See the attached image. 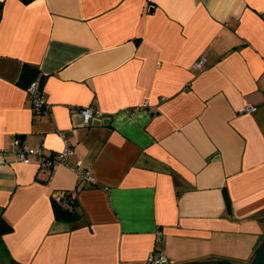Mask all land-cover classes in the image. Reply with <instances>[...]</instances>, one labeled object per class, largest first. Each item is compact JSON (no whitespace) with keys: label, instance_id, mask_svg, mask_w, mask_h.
<instances>
[{"label":"crops","instance_id":"crops-1","mask_svg":"<svg viewBox=\"0 0 264 264\" xmlns=\"http://www.w3.org/2000/svg\"><path fill=\"white\" fill-rule=\"evenodd\" d=\"M0 2V264H252L264 243V0ZM25 66L45 78L47 114L33 111ZM89 107L110 124L87 125ZM17 140L50 157L69 146L93 186L63 164L17 162ZM66 192L77 222L55 216Z\"/></svg>","mask_w":264,"mask_h":264},{"label":"built area","instance_id":"built-area-1","mask_svg":"<svg viewBox=\"0 0 264 264\" xmlns=\"http://www.w3.org/2000/svg\"><path fill=\"white\" fill-rule=\"evenodd\" d=\"M206 66L205 60H201L197 63L196 67L199 70H203ZM27 93L32 101L33 111L35 113H49V106L46 102L45 95L43 93V89L41 88V84L38 80L33 81L27 87ZM142 108H148V104H144ZM256 108H245L244 113H253L256 112ZM81 116L85 120L87 125H93L94 120H103L107 118L101 112L93 107H89L86 109H82L80 111ZM13 150L16 156V161L25 165L31 164L33 161H36L40 167L51 169L55 166L56 163L66 165L73 169L78 177V186L82 188H90L93 186L92 175L88 170L83 169L81 166L71 167L68 163V158L74 154V151L69 146L55 156H46L42 149H27L25 148L20 141H15ZM63 194H58L54 198L61 202L63 199ZM162 234L159 233L157 235L158 241H161ZM144 264H173L171 260H169L163 254H153L150 256Z\"/></svg>","mask_w":264,"mask_h":264},{"label":"trees","instance_id":"trees-1","mask_svg":"<svg viewBox=\"0 0 264 264\" xmlns=\"http://www.w3.org/2000/svg\"><path fill=\"white\" fill-rule=\"evenodd\" d=\"M24 3L28 4L32 2L33 0H22ZM2 9H3V3L0 2V21L2 18ZM39 77L38 70L30 68L28 66L24 67L23 73L20 78L21 84L27 88L34 80H36ZM41 84V88L44 85L45 78L41 77L39 80ZM64 197L61 200V202H58L55 198H53V204H54V210H55V216L57 219L65 222V223H73L77 222L82 218V213L80 212L78 208V202L77 199L74 198L73 193L66 192L63 193ZM7 223L5 220H3L0 217V234L5 232V228L7 227Z\"/></svg>","mask_w":264,"mask_h":264},{"label":"water","instance_id":"water-1","mask_svg":"<svg viewBox=\"0 0 264 264\" xmlns=\"http://www.w3.org/2000/svg\"><path fill=\"white\" fill-rule=\"evenodd\" d=\"M110 121H111L110 118H105L103 120H94L93 126H108L110 124ZM261 223L264 225V218L261 219ZM260 247H262V250L258 253L256 260L252 264H264V243ZM215 263L232 264L230 262H215ZM194 264H205V263H194Z\"/></svg>","mask_w":264,"mask_h":264}]
</instances>
